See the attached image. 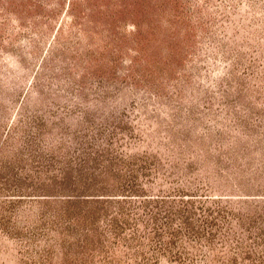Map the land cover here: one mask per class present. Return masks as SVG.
<instances>
[{"label":"rangeland","instance_id":"374dc122","mask_svg":"<svg viewBox=\"0 0 264 264\" xmlns=\"http://www.w3.org/2000/svg\"><path fill=\"white\" fill-rule=\"evenodd\" d=\"M0 264H264V0H0Z\"/></svg>","mask_w":264,"mask_h":264}]
</instances>
